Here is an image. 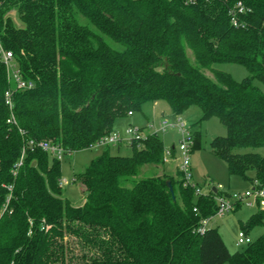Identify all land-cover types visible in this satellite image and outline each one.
Wrapping results in <instances>:
<instances>
[{
  "label": "trees",
  "instance_id": "obj_1",
  "mask_svg": "<svg viewBox=\"0 0 264 264\" xmlns=\"http://www.w3.org/2000/svg\"><path fill=\"white\" fill-rule=\"evenodd\" d=\"M0 42L33 85L16 89L0 60V264H264V232L233 253L214 228L197 233L220 192L196 195L178 171L157 175L155 133L130 139L129 155L105 146L76 175L80 206L62 196L58 158L28 146L74 152L147 102L164 100L175 115L196 105L225 128L210 148L227 172L250 181L252 171L264 186V157L239 151L264 146V0H0ZM216 64L248 75L235 80ZM6 90L17 126L6 122ZM263 221L259 208L242 231Z\"/></svg>",
  "mask_w": 264,
  "mask_h": 264
},
{
  "label": "rangeland",
  "instance_id": "obj_2",
  "mask_svg": "<svg viewBox=\"0 0 264 264\" xmlns=\"http://www.w3.org/2000/svg\"><path fill=\"white\" fill-rule=\"evenodd\" d=\"M9 14L14 18L11 11ZM215 68L230 73L235 80H241L248 73L244 67L237 64H216ZM208 76H212L206 71ZM262 87L261 84L257 83ZM179 119L185 123V126L192 133L198 132V146L193 147V142L189 143V166L191 182L204 194L212 188L226 191L228 193H243L249 190L253 182V172L248 171L246 177L251 178V182L241 176L231 175L227 172L225 162L211 152L210 141L215 136H224L225 128L216 117L201 119V111L198 106L190 105L180 114H173L168 104L164 100H155L145 103L141 110L133 111L131 115L116 118L112 124V131L117 132L122 139H127L125 133L129 127L140 129L142 135L155 133L163 142L165 148L173 151L164 155V171L162 165H156L155 172L162 175L164 172L168 175L176 176L177 167L181 162L180 151L178 149L180 134L176 129H170L166 132L156 131L158 122L161 119L175 121ZM156 131V132H155ZM103 145H93L90 148L62 154L59 160L61 192L64 198H67L73 206H80L84 200L83 187L76 180V175L87 167L92 159L97 157L103 150ZM112 154L129 155L130 148L127 143L120 142L118 149L114 146L109 148ZM240 152H255L264 157V146L256 148H242ZM56 157V156H55ZM57 158V157H56ZM144 167V166H143ZM141 168L140 177L146 176ZM148 169L153 167L146 166ZM138 177V178H140ZM260 208V207H259ZM258 206L240 204L234 211L225 212L222 215L212 217L208 227L214 228L220 235L226 248L230 253L240 251L245 244H237L238 233L242 230L241 223L245 222L251 214L256 212ZM264 232V221L261 224L252 226L248 231V237L256 240ZM223 264H230L225 262Z\"/></svg>",
  "mask_w": 264,
  "mask_h": 264
},
{
  "label": "built area",
  "instance_id": "obj_3",
  "mask_svg": "<svg viewBox=\"0 0 264 264\" xmlns=\"http://www.w3.org/2000/svg\"><path fill=\"white\" fill-rule=\"evenodd\" d=\"M235 10L237 12H241L242 5L240 3H237L236 8L234 9L233 12H231V22L234 25L236 24L235 19H234ZM0 60L4 64V67L6 70V77L8 81L12 82L16 89H29L33 86L31 82H28L21 78L19 71L14 67L12 52L4 49L1 42H0ZM11 95L12 93L10 90H6L4 92V103L9 111V117L6 119V122L8 124L17 126L16 119L14 118V115L12 112L13 102H12ZM128 114L131 115V112H128ZM170 129H176L178 130L180 134L178 149L180 151L181 162L177 167V171L182 176V179H183L182 185L185 186L187 184H190L192 187H194V191H195L194 193L196 195H201L199 193V190L196 189L195 185L191 182V174H190V166H189L190 150L188 147L189 143L192 142L191 132L185 126V123L179 120L178 118L175 121H168L166 119H161L158 122L156 131L166 132L167 130H170ZM18 132L20 133V135L24 134V131L20 128H18ZM125 133L128 137L127 139H122L117 132L111 131L109 134L99 138V140L95 143V145L115 146L119 144L121 141L128 143L130 139H137V138L144 137V135L141 134L140 129H135L132 127H129L128 129H126ZM28 146L30 147V149L38 147L50 153L51 155L56 156L58 159L61 157L62 154L71 153L70 150H66L63 147H61L59 144L53 143L50 140H40L36 142L29 140ZM172 151L173 150L164 147L163 158H162L163 162L165 161L164 155L170 154ZM24 153H25V147L23 146L21 148L19 159L13 166V170H12L13 174H15L16 169L22 164ZM216 191L220 192V194H215L214 196V201L216 203L217 208L213 215L202 218L200 220V224L196 229L197 233L199 234H203L206 229L210 228L207 226V223L212 217L216 215L217 216L222 215L228 211H234L240 204L244 202L247 205L255 204L260 208H264V186H260L256 180H253V182H251V186L249 190H246L243 193H228L226 191L219 190V187L215 189V193ZM193 211L196 213L198 212L195 207L193 208ZM250 240L251 239L248 237V235L245 234L244 231L241 230L238 233L236 243L237 244H247L250 242Z\"/></svg>",
  "mask_w": 264,
  "mask_h": 264
},
{
  "label": "water",
  "instance_id": "obj_4",
  "mask_svg": "<svg viewBox=\"0 0 264 264\" xmlns=\"http://www.w3.org/2000/svg\"><path fill=\"white\" fill-rule=\"evenodd\" d=\"M166 184H167V186H168L169 192L171 193V196L173 197V190H172V186H171V184H170V181L167 180V181H166ZM213 190L215 191V188H213Z\"/></svg>",
  "mask_w": 264,
  "mask_h": 264
},
{
  "label": "crops",
  "instance_id": "obj_5",
  "mask_svg": "<svg viewBox=\"0 0 264 264\" xmlns=\"http://www.w3.org/2000/svg\"><path fill=\"white\" fill-rule=\"evenodd\" d=\"M119 144L115 145L114 147H116L118 149ZM170 149L173 150V146H170ZM162 170L164 171V167L162 168Z\"/></svg>",
  "mask_w": 264,
  "mask_h": 264
}]
</instances>
